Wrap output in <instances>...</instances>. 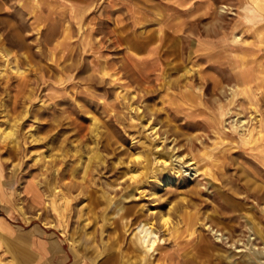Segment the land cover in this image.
<instances>
[{"label":"rangeland","instance_id":"1","mask_svg":"<svg viewBox=\"0 0 264 264\" xmlns=\"http://www.w3.org/2000/svg\"><path fill=\"white\" fill-rule=\"evenodd\" d=\"M0 264H264V0H0Z\"/></svg>","mask_w":264,"mask_h":264},{"label":"bare ground","instance_id":"2","mask_svg":"<svg viewBox=\"0 0 264 264\" xmlns=\"http://www.w3.org/2000/svg\"><path fill=\"white\" fill-rule=\"evenodd\" d=\"M155 129V127H153V130ZM154 133V132H153ZM157 133V132H156ZM155 133V134H156ZM138 158H140V156H137ZM166 163V162H165ZM167 164V163H166ZM168 165V164H167ZM175 171V170H174ZM139 173V172H138ZM139 176V174H137L136 171H134L133 175H132V178H137ZM166 182V181H165ZM166 217V216H165ZM166 222V226H167V223L168 222V219H165L164 220ZM150 230V229H149ZM151 234H153V230L151 231H148V228H146L144 231H142V234H139L138 237V241H139V244L141 245L142 248H145V247H149L150 249H153L155 243H156V240L154 238H151ZM155 235V233H154ZM154 237V236H153ZM151 251V250H150Z\"/></svg>","mask_w":264,"mask_h":264}]
</instances>
